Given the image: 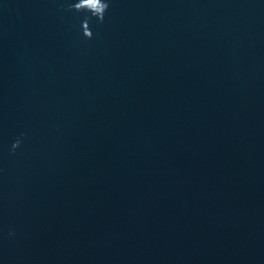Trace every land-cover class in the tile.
Instances as JSON below:
<instances>
[{"label": "water", "instance_id": "1", "mask_svg": "<svg viewBox=\"0 0 264 264\" xmlns=\"http://www.w3.org/2000/svg\"><path fill=\"white\" fill-rule=\"evenodd\" d=\"M77 2L0 0V264H264V0Z\"/></svg>", "mask_w": 264, "mask_h": 264}, {"label": "clouds", "instance_id": "2", "mask_svg": "<svg viewBox=\"0 0 264 264\" xmlns=\"http://www.w3.org/2000/svg\"><path fill=\"white\" fill-rule=\"evenodd\" d=\"M110 7L108 0H79V2L70 5L69 10L77 12H88L91 15L86 17L82 24L83 36L87 39H92L94 33L90 28V20L96 18L98 23H103L105 15ZM22 144V138H18L12 145V151L15 152ZM14 233H10L12 235Z\"/></svg>", "mask_w": 264, "mask_h": 264}]
</instances>
